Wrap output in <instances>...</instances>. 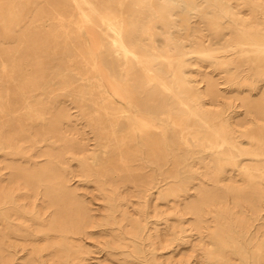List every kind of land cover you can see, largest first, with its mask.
Returning <instances> with one entry per match:
<instances>
[{
  "label": "bare ground",
  "instance_id": "1",
  "mask_svg": "<svg viewBox=\"0 0 264 264\" xmlns=\"http://www.w3.org/2000/svg\"><path fill=\"white\" fill-rule=\"evenodd\" d=\"M0 1V40L12 42L15 36L9 22L15 16L9 8L13 4ZM203 1L205 8H197L195 0H48L46 20L57 30L30 34L26 45L14 51L0 46V151L26 164L32 163L30 157L37 153L47 163L31 172L19 164L7 165V184L0 185V252L9 235L17 234L10 230L11 222L21 217L15 211L12 183L35 180L44 183L43 201L37 218L33 217L37 228L29 231L43 241L37 245V257L48 252L51 264L78 263L70 239L84 233L91 220L80 203L64 194L59 173L64 154L76 156L86 175L110 182L134 183L138 169L155 166L164 180L178 182L166 194L174 198L178 196L174 191L188 187L189 177H179L184 174V162L190 155L208 152L211 160L205 161L203 156L200 160L212 182L231 181L232 175L227 174L231 169L246 183L242 188L217 185V189L236 199H264V128L235 132L222 116L204 107L187 76L192 58L210 59L221 66L232 61L219 60V55L223 59L244 56L255 71L264 73V20L258 23L255 17L237 16L228 4L230 0ZM249 4L253 14L264 15L263 5L253 0ZM189 10H195L218 36L228 29L221 27L225 20L233 22L234 27L229 28L233 38L215 48L192 42L186 17ZM176 11L181 13L179 27L184 30L180 36L170 30ZM11 70L15 73L9 74ZM57 76L67 83L63 97H70L95 136L97 152L85 154L81 143L64 136L68 131L64 111L52 96ZM211 86L205 94L213 96ZM241 139L249 146L243 147ZM245 159L249 162L242 163ZM169 162L172 170L161 172ZM223 196L201 190L185 211L198 224L205 221V211L217 213L218 232L211 236L222 251L214 255L227 264L223 243L230 238L232 225L220 223L227 211ZM249 205L252 209L258 206L253 202ZM234 219L232 227L246 232L244 218ZM220 234L224 235L217 238ZM210 253L208 250L207 256Z\"/></svg>",
  "mask_w": 264,
  "mask_h": 264
},
{
  "label": "rangeland",
  "instance_id": "2",
  "mask_svg": "<svg viewBox=\"0 0 264 264\" xmlns=\"http://www.w3.org/2000/svg\"><path fill=\"white\" fill-rule=\"evenodd\" d=\"M47 1L9 0L13 4L9 11H13L15 16V20L9 22L10 32L15 36V40L5 43L0 40V46L14 51L26 45V37L30 34L42 35L46 30H57L54 23L46 20L45 15H49ZM253 1L264 6V0ZM249 2L250 0H230L228 4L237 16L255 17L258 23H263L264 15L256 11L254 16ZM195 3L197 8L206 7L203 0H195ZM206 10L210 15V8ZM180 17L179 11L174 12L172 16L174 26L170 30L174 36L184 35V30L179 27ZM186 17L189 39L191 38L192 42L200 41L203 45L215 48L230 36L233 38L229 32V28L234 27L233 22L225 20L221 27L228 29H223L218 36L209 29L207 21L200 18L195 10H189ZM157 29L160 30V26L157 25ZM221 56L219 55V60L232 61L221 66L210 59L189 60L192 65L187 68V76L200 93L201 102L205 108L222 116L235 132L245 134L258 126L264 128V73L255 71L244 56L229 55L225 59ZM1 73L0 62V82ZM12 73H15V70L9 71V74ZM54 82L52 96L57 101L55 105L64 111V125L68 129L63 133L64 136L73 137L81 143L85 154L97 152L95 136L90 127L70 97H63V94H67V83L59 76ZM210 84L214 89L213 96L205 94ZM241 140L243 147L249 146L245 139ZM43 148L42 146L41 150ZM200 156H203L205 161L211 160L208 152L190 155L184 162L185 168L181 169L184 174L179 175L180 178L189 177L188 187L183 191H174L178 196L172 198L166 194L173 190L178 182L170 178L164 180V175H159L155 166L138 169L139 176L134 183L110 182L102 177L86 175L76 156L64 154L63 163L59 166L64 194H69L73 201L80 203L91 220L84 233L70 239L79 259L77 264H222L214 255L222 251L221 247L214 245L211 236L218 232L217 213L205 211V221L198 224L194 216L185 211V206L195 202L201 190L224 195L221 201L227 211L223 213L224 219H221L220 223L226 222L235 226L234 218L239 217L244 218L248 224L246 232L230 226V238L223 243L226 263L264 264V258L261 257L264 255V247H261V243H264V199L257 200L247 196L236 199L231 193L217 189V185L242 188L246 183L238 171L228 169L227 174L232 175V180H222L216 185L210 180ZM14 159L3 156L0 151V185L7 184L9 164H19L29 172L47 164L46 158L37 157V153L31 155L32 163H20L17 158ZM247 162L249 160L245 159L242 163ZM171 170L170 162L161 168V172ZM12 184H15L16 189L13 198L15 211L21 217L11 222L10 230L19 235H9L6 239V245L2 246L0 252V264L2 261L9 264H51V254L48 252H41L42 256L37 257V245L43 244V241L37 239L36 234L29 232L37 228V224H33V217L37 218V210L43 201L44 183L34 180L26 184L23 179H18ZM251 202L258 205L256 209L250 207ZM47 210L48 213L51 207ZM259 247L262 249L261 253L258 252ZM208 250L211 251L209 256Z\"/></svg>",
  "mask_w": 264,
  "mask_h": 264
}]
</instances>
